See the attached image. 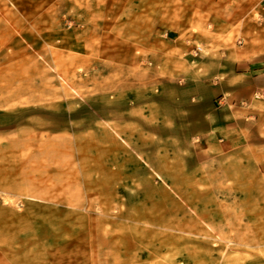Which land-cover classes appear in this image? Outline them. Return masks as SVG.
I'll list each match as a JSON object with an SVG mask.
<instances>
[{
    "label": "rangeland",
    "instance_id": "rangeland-1",
    "mask_svg": "<svg viewBox=\"0 0 264 264\" xmlns=\"http://www.w3.org/2000/svg\"><path fill=\"white\" fill-rule=\"evenodd\" d=\"M257 59L264 0H0V264H264V146L192 123Z\"/></svg>",
    "mask_w": 264,
    "mask_h": 264
},
{
    "label": "crops",
    "instance_id": "crops-1",
    "mask_svg": "<svg viewBox=\"0 0 264 264\" xmlns=\"http://www.w3.org/2000/svg\"><path fill=\"white\" fill-rule=\"evenodd\" d=\"M254 92H264V59L220 76L207 89L203 105L192 114L198 162L212 159L219 149L244 142L264 146V97L255 98ZM217 96H222L221 105L215 101Z\"/></svg>",
    "mask_w": 264,
    "mask_h": 264
},
{
    "label": "built area",
    "instance_id": "built-area-1",
    "mask_svg": "<svg viewBox=\"0 0 264 264\" xmlns=\"http://www.w3.org/2000/svg\"><path fill=\"white\" fill-rule=\"evenodd\" d=\"M261 93H259V95H260ZM262 95V94H261Z\"/></svg>",
    "mask_w": 264,
    "mask_h": 264
}]
</instances>
